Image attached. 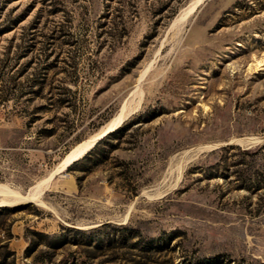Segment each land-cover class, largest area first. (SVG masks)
Listing matches in <instances>:
<instances>
[{"label":"rangeland","instance_id":"374dc122","mask_svg":"<svg viewBox=\"0 0 264 264\" xmlns=\"http://www.w3.org/2000/svg\"><path fill=\"white\" fill-rule=\"evenodd\" d=\"M188 1L0 0V183L26 192L142 92L44 206L0 207V264H264V189L240 181L264 163V0H204L178 39ZM37 71V94L1 100Z\"/></svg>","mask_w":264,"mask_h":264},{"label":"bare ground","instance_id":"6f19581e","mask_svg":"<svg viewBox=\"0 0 264 264\" xmlns=\"http://www.w3.org/2000/svg\"><path fill=\"white\" fill-rule=\"evenodd\" d=\"M204 0H189L184 6H182L179 11L173 16L169 26L168 30L176 29L175 34L181 35V33L184 32L186 29L188 23L191 22L190 16L193 14V12L197 9V7L203 2ZM172 31V30H171ZM176 36V35H175ZM151 63H149L144 70H142L138 84L140 83L141 79L143 78L144 74H146L147 69L150 67ZM150 69V68H149ZM148 69V70H149ZM133 94H137L138 99L137 101L133 102L135 105H138L141 99L142 92L139 89V85H136V88L133 90ZM132 104V103H131ZM130 103L127 104L125 102L120 111L108 122V124L99 132L92 135L91 137L75 144L70 150L63 156L61 161L56 165L55 168H53L45 177L40 178L35 183H33L26 192L22 193L20 191L14 190V188H10V186L0 183V207H15L19 204L25 203V202H35L37 204L44 206V201L42 200V193L44 190L48 187L51 179L59 172H62L66 169V167L76 158H78L81 154H83L85 151L90 149L95 141L102 137L105 133L112 130L114 127L119 125L123 119L124 116H126L130 111H132L133 106ZM260 138L255 136H246L241 138H234L233 140H230V143H241L246 144L247 146H250L255 141H258ZM198 146V145H197ZM211 145H203L195 149L194 151L190 152H183V156L178 159L177 163L172 165L175 170V177H173L172 182L167 185L162 190L158 191L156 193V196H161L166 190L169 191L172 187H174L178 181L181 178V175L183 173L184 166L189 161L188 159L193 158V156H196L198 152L204 149H209ZM188 153V154H186ZM186 154V156L184 155ZM169 189V190H168ZM51 209V208H50Z\"/></svg>","mask_w":264,"mask_h":264},{"label":"trees","instance_id":"16d2710c","mask_svg":"<svg viewBox=\"0 0 264 264\" xmlns=\"http://www.w3.org/2000/svg\"><path fill=\"white\" fill-rule=\"evenodd\" d=\"M0 33H2V30H0ZM26 53H23L21 56L18 57H23L25 56ZM48 58V54H45V59ZM31 62V59H29V61H27V63ZM47 68V64L43 65L41 67V69H46ZM40 72H33L32 75L30 77H26L24 82L21 81H17L16 79L18 78V76H20L22 74V71H18L16 75L18 76H11L9 79H6L5 82H10L11 87L13 88L11 93H6L5 96L1 97V100L3 101H8L10 99L12 100H16V101H20L21 98L27 94V93H32V94H37L42 88H43V81L44 78L42 77V75H38ZM1 80V79H0ZM29 100V99H26ZM57 100L62 101L64 100L63 98H58ZM33 111H31L32 113ZM135 118V117H134ZM34 117H30V121H34L33 120ZM134 119L132 118L129 121H125L124 123H122L121 125H119L117 128L113 129L112 131H108L107 133H105L102 137H100L97 141H95V143L93 144V146L88 149V151L85 152V154L79 158H76L75 160H73L67 167L66 169H70L73 165H76L79 161H83L85 160L87 157H90V155H92L93 153H96L97 149L99 148L100 144L103 141H107L108 139L111 138V136L118 131H124L126 129H128L130 127V125L133 123ZM237 148L239 149L238 146H226L223 147L222 149L227 150V149H234ZM264 148V145L261 146L260 148H258L256 151L254 152H259ZM243 154L248 153V149H243L242 151ZM262 169L261 170H256L252 173H249L247 175H244V177H242L243 179H241V184L248 188L253 190L254 192H257L259 190L264 189V163L262 164ZM133 193L136 192V188L133 189L132 191ZM99 228H95V229H91L89 231H84L81 229H78L76 231L84 233L86 235H88L89 237L92 236V238H94L93 236L95 235L94 233L98 231ZM36 235H42V236H48L45 233L42 232H38L35 231ZM57 235H53L50 236V238L52 239L51 242L48 243V245L55 247L57 246V242L56 240ZM61 262V261H60Z\"/></svg>","mask_w":264,"mask_h":264},{"label":"water","instance_id":"95a60500","mask_svg":"<svg viewBox=\"0 0 264 264\" xmlns=\"http://www.w3.org/2000/svg\"><path fill=\"white\" fill-rule=\"evenodd\" d=\"M227 144L231 145V144H233V143H222L221 146H222V145H227ZM217 146H218V145H217Z\"/></svg>","mask_w":264,"mask_h":264}]
</instances>
